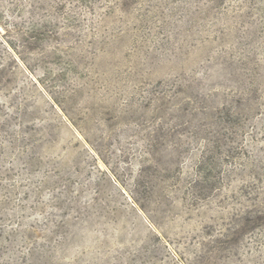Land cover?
<instances>
[{
	"label": "rangeland",
	"instance_id": "374dc122",
	"mask_svg": "<svg viewBox=\"0 0 264 264\" xmlns=\"http://www.w3.org/2000/svg\"><path fill=\"white\" fill-rule=\"evenodd\" d=\"M0 264H264V0H0Z\"/></svg>",
	"mask_w": 264,
	"mask_h": 264
}]
</instances>
